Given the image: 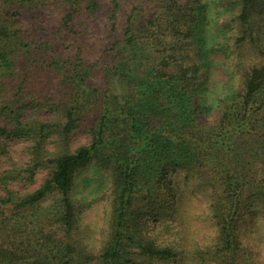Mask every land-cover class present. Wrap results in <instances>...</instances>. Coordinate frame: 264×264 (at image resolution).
<instances>
[{
  "label": "trees",
  "instance_id": "1",
  "mask_svg": "<svg viewBox=\"0 0 264 264\" xmlns=\"http://www.w3.org/2000/svg\"><path fill=\"white\" fill-rule=\"evenodd\" d=\"M213 1L0 0V264H264V0Z\"/></svg>",
  "mask_w": 264,
  "mask_h": 264
},
{
  "label": "rangeland",
  "instance_id": "2",
  "mask_svg": "<svg viewBox=\"0 0 264 264\" xmlns=\"http://www.w3.org/2000/svg\"><path fill=\"white\" fill-rule=\"evenodd\" d=\"M210 1L214 3L216 8L221 9L219 5H216V1L214 2L213 0H209V2ZM198 32H196L198 34L197 38L201 36V34ZM207 61L208 63L205 64V71L209 80V85H216L220 82H225L228 79V75L224 65V56L222 52H210L209 55H207ZM9 145L11 146V149L16 150L17 156L15 159L19 160L20 164L27 159L24 151L25 143L20 141H9ZM8 167L9 165L6 162L3 161L0 163V169ZM177 178L183 190L190 189L195 191V199L193 203L197 207L198 212L202 215L197 217L195 220V226H197L201 231H210V224L205 218L207 203L203 192L201 193L203 190L202 187L199 185H189L185 175L179 174L177 175ZM103 182L104 179H100L96 174L95 167H90L82 171L80 174H78L76 179V185L73 191L74 197L80 199L81 201L91 202L90 208L85 210L80 220L81 233L87 242L93 243L95 240H99L102 235L107 204V198H105L104 195L108 191V189L105 188ZM259 214L262 217V222H264V215L262 213Z\"/></svg>",
  "mask_w": 264,
  "mask_h": 264
}]
</instances>
